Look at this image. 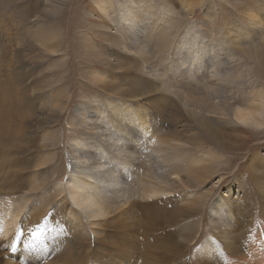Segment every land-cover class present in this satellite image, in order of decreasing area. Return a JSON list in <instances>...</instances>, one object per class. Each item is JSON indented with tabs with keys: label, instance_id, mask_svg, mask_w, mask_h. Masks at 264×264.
<instances>
[{
	"label": "rangeland",
	"instance_id": "obj_1",
	"mask_svg": "<svg viewBox=\"0 0 264 264\" xmlns=\"http://www.w3.org/2000/svg\"><path fill=\"white\" fill-rule=\"evenodd\" d=\"M126 1L112 0L108 3H112L120 10ZM149 1L155 9L160 8L174 13L178 21V25L174 28L177 37L198 31L209 42H222L224 44L225 49L219 51L220 61L215 69L222 72L216 83L218 87L224 88L226 91L224 95L227 96L228 101L227 114L208 113L212 116L214 123L206 122L211 125L215 124L214 128L205 125V119L200 116L190 115V112L187 111L189 106L186 109L187 107L183 106V99L179 98L180 96L176 98L181 90L186 91L179 93L181 96L183 93L186 95L187 92L189 95L200 96L205 92V87L208 88V84L214 79L211 78L210 74L209 77L206 76L209 73L208 67L214 58L211 48L209 49L210 54L205 56V60L197 62L201 70L196 71L195 75L181 74L182 70L187 71V65L183 66L182 70L168 68L167 64L175 52L174 50L164 62L158 61L157 56H152L154 57L152 60L154 65L158 66V72L165 74L166 80L174 87L169 94H159L172 99L170 98L164 103L162 112V110L157 111L153 102H149L148 105L147 100L145 101L142 95L139 94L138 97L135 95V97H137L136 99L139 98L141 103H147L146 106L150 108L148 111L153 110L152 112H154L156 110L158 114L159 112L161 115L163 114L160 118L156 117L155 114L151 115V132L154 134L158 132L159 134L163 131L168 140L174 139L173 143L178 148L166 153L151 152V154L166 160L172 166L175 165L184 182L187 175L185 164L182 162L175 164V156L182 158L185 153L194 155L197 158H202L208 168L217 170L216 175L205 189L217 185V182L222 180L216 189L224 197L212 199L213 196L208 200V204L216 206L228 199L230 200L229 203L237 205H231L230 209H223L224 217L233 222L236 232L242 236L240 237L242 241L246 236L247 230L244 231L245 229L250 228V232L247 233L249 237L257 236L258 230H260L263 238H257V236L252 252L248 253V250H245L244 254L248 255L249 261L264 264V219L261 218L264 209H259L264 203V200L261 201L259 197L260 194L264 195V128L259 130L251 125L234 123L233 119H236L231 114L233 108L243 106V103L249 102L256 95L264 92V0ZM95 8L100 10L96 6L95 0H0V117L4 118L7 115L6 107L18 108L15 121L22 122L21 133L25 137L18 135L13 139H8L12 145L11 154L14 156L15 163H17V159L21 158L24 164L23 173L16 175L17 182L14 183L18 185L20 181L23 182L21 191L30 190L31 186L27 184L30 178L37 179V181L46 178L48 168L49 176L46 186H48L49 193H53L55 185L60 180L63 181V184L65 179L68 180L71 160L66 153V147L69 135L73 133L74 129L70 122L72 117L76 115L75 110L82 101L83 95L98 97L96 99L98 101L105 100L106 95H109L107 90L103 89L101 82L95 80L92 70L102 71L103 78H107L106 81L110 78L113 79V77L118 81L119 76L126 74L123 72L125 68L117 66L111 71L103 66L102 62L99 65L95 58L106 57L116 65L117 61L126 62L135 57L133 54L132 57L125 54L128 52L105 33V30L113 32L117 30L116 28L108 26V28L103 29L91 22V20L100 21ZM99 14L102 13L99 11ZM113 14L114 12L110 14L111 16L109 14L102 15L103 17L100 16V18L107 24H112L111 17ZM255 22L257 23L255 24ZM123 24H125L124 21L119 22V30L113 35H119V31L124 32ZM144 26L145 23L142 21L138 26L140 27L138 35H142L141 31ZM238 26H243L245 29L241 31L237 28ZM255 47L261 49L260 57L255 56L252 52ZM153 50L158 56L161 55L159 51L156 52L157 47L154 44H152V52ZM227 50L228 52H225ZM152 52L150 54L154 53ZM192 66L198 68L197 65L193 64ZM149 70L150 68L147 69V71ZM130 72H133L135 76L142 75L143 81L153 78L151 73L142 72L141 69L130 70ZM130 72L128 76H130ZM129 79V84H132L133 80ZM61 83L68 85L70 103L63 110H59L61 115L58 113L60 116L58 121L55 117L56 112L49 109V104H47L46 111L48 110L50 114L42 112L45 104L41 105V102L44 98L50 100L51 94ZM131 89L126 87L122 93L125 94V90L130 92ZM152 94L160 96L155 93ZM174 100L180 101L177 103ZM128 112L133 114L130 110ZM43 117L47 118L46 122ZM50 118L51 122H49ZM46 130L54 131L60 139V142L57 141V143H54L52 138L49 139V148L55 154L48 164L45 163L47 148L41 143ZM218 131H223L226 138H229L227 148H220L214 142L207 140L205 136L202 137V135L214 134ZM198 140L203 142L198 144ZM168 158L172 160L169 161ZM52 164H56L55 169L51 168ZM159 165L161 170L158 168ZM155 167L158 172L163 170L165 173L166 170L167 172L170 170L162 161ZM127 181L129 180L127 179ZM127 181L117 187L125 185ZM170 182L171 188L183 193L180 191L183 188L181 187L183 182L179 178H171ZM186 186L192 192H200L202 187L195 181H191L190 185ZM14 187L12 185V188ZM131 187L137 190V186L131 185ZM9 189V184L4 183L0 176V198L3 191L6 192ZM21 191L18 193L21 194ZM114 191L111 189L105 194L111 195ZM176 191L170 194H177ZM224 192L228 193V196ZM42 193L41 190L31 192L29 196L33 197V200L23 208L17 218L7 220L6 225L11 231L3 233L2 227L5 223L2 222V218L0 219V264L56 263V256L51 255L53 246L65 245L68 225L66 221L74 222V220L66 212L70 205L63 204L64 193L60 202L57 201L54 203L55 205H50L39 222L33 223V215L42 209ZM248 195L251 199L254 197L255 201L253 199L249 202L246 201ZM137 198V195L136 197L132 196L126 202L127 204L122 206V209H117L119 213L118 211H111L112 213L108 216L96 221L102 223L99 228H95L91 220L84 215V220L88 221L87 227L96 233H100L99 236L95 237L92 234L89 243L103 250H111L114 253L113 260H116L119 253H123L122 260L125 264H147L139 260L144 255L151 258L148 264H181L180 261L189 264H216V262H207L202 259L196 261L199 248L208 233L212 232L214 235L217 233L210 226L211 209L208 205L205 212L200 215V218L203 217V223L198 232L197 240L193 243L194 245L181 247V252L178 254L175 248L169 247L168 241L171 243L174 239L176 242L177 239L181 240V237L185 235L192 236L196 233L199 214L186 212L181 218H177L176 222L168 224L162 216L166 212L167 200L170 197L150 198L146 201ZM120 202L123 204L125 200H120ZM6 204H11L10 198ZM130 205H132L135 213L131 217L121 218L123 210L128 209ZM253 205L258 206L253 207ZM249 212H252L254 225L246 223V215ZM3 219L6 218L3 217ZM57 227L63 228L65 231L64 235L55 242L56 239L53 241L50 236V230ZM49 228V231L44 230ZM29 229H39L40 233L36 234V242L28 246L26 241L30 237ZM60 232L62 234L63 231L60 230ZM23 233L25 235L20 239ZM180 233H182L181 237H179ZM174 234L175 237L169 239ZM216 235L218 236V233ZM144 240L154 243L158 249L145 250L144 247H141ZM21 242L22 246L20 245ZM84 242L88 244V237H85ZM37 247L42 248L41 252L45 249L48 251L42 255L37 254L35 249ZM95 249L98 250V248ZM87 256L88 250H82L75 256L77 259L74 264H101L98 258L96 260L92 258L87 262Z\"/></svg>",
	"mask_w": 264,
	"mask_h": 264
},
{
	"label": "bare ground",
	"instance_id": "obj_2",
	"mask_svg": "<svg viewBox=\"0 0 264 264\" xmlns=\"http://www.w3.org/2000/svg\"><path fill=\"white\" fill-rule=\"evenodd\" d=\"M110 1L112 0H95L96 6L100 8V10L95 8L100 21L91 20V22H94L97 26H101L103 29L110 26L119 30V22L124 21L125 24L122 25L124 32L119 31V35H113L117 30L113 32L105 30V33L130 53L125 54L129 56L133 54L135 57L126 62L117 61L116 65H114L113 61L109 58H95L99 65L100 62H102L103 66L111 71L117 66L125 68L123 72H126V74L119 76L118 81L117 79L115 80V77H113V79L109 77L110 79L106 81L105 79L107 78H103L104 74L102 71L92 70L95 80L101 82L103 89H105V91L107 90L109 95H106L107 98L102 101L96 100L98 97L83 95L82 101L75 110L76 115L72 117V121L70 122L74 129L73 133L69 135L66 147V153H68V158L71 160L70 176L68 180L65 179L64 184L62 183L63 181L60 180V182L55 185L53 193H49L48 186H46L49 176L48 168L46 170V173H48L46 178L44 177V179L39 181L30 178L27 182V184L31 186L30 190L26 192L21 191V184H23V182L19 180L20 184L15 185L14 183L17 182L16 175L23 173L24 164L21 158L17 159V163H15L14 156L11 154L13 150L12 145L8 139H13L18 135H20L19 137H25V135L21 133L22 122L15 121V114L18 112V108L8 106L5 108L7 109V115L4 118L0 117V176L2 181L9 184L10 187L8 191H3L0 198V219L2 218V222L5 223L2 227V229H4L3 233L11 231L6 225L7 220L17 218L21 214L23 208L33 200V197L29 196L31 192L36 190L43 191L41 195L42 209L33 215L34 218L32 222L35 224L39 222L50 205L62 200V196L65 193L63 204L67 203L70 205L66 212L69 213V216L73 218L75 223L70 220V222L66 221L68 224L65 236L67 242L65 245L53 246V253L51 255H55L57 260L56 263L47 264H74L77 259L75 256L82 250H88L87 262L92 258L95 260L98 258L101 264H125L122 260L123 253H119L116 260H113L114 253L111 250H103L89 243L92 234H94L95 237L99 236L100 233L90 230V228L87 227L88 221L84 220V218L88 217L94 224V227L99 228L102 223L96 221L102 220L112 213L111 211H118L119 213L117 209H122V206L127 204L126 202L132 196L136 197L137 195L142 201L149 200L150 198L167 196L170 198L167 200L166 212H164L162 217L168 224H173L176 222L177 218H181L186 212H191L192 214L197 212V214H199V217H197L198 226L196 229L198 230L196 233L193 235L191 234L192 236L185 235L183 237H181L182 233H180L179 237H181V240L177 239L175 242L173 239L171 243L168 241L169 247L175 248L178 254L181 252V247H192V245H194L193 243L197 240L198 232L203 223V217L200 218V215L205 212L208 205L211 209L210 226L218 233V236L216 235L217 233L215 235L212 232L208 233L206 239L199 248L196 261L198 262L202 259L207 262H216V264H257L253 261H249L250 259H248V255L244 254V251L248 250V253H251L254 248V243L257 240L256 237L263 238L260 230H258L257 236L254 235L249 237L247 233L250 232V228L245 229L244 231L247 230V232L242 241V239L240 240L242 236H239V232H236L237 230L233 222L229 218L224 217L223 211L225 208L230 209L231 205H237L235 203H229L230 200L228 199L223 203H218L216 206L208 204V200L213 196L212 199H221L224 197V195L220 194L216 189L219 186L218 183L222 180L218 181L217 185H212L209 189H205L216 175L217 170L208 168L202 158H197L194 155H187V153H185L182 155V158L180 156H175V164L179 162L185 164L187 175L185 176L184 182L175 165L172 166L168 164L166 160H162L158 156L154 157L151 154V152L166 153L167 151L176 150L178 148L173 143L174 139L171 141L168 140L161 129L162 132L159 134L158 132L154 134L150 129L152 124L150 121L151 115L155 114L158 118L162 117L163 114L161 115L160 112L158 114L157 111L162 110L163 112L164 103L171 98H165L159 93L166 95L172 92V88H174L171 86L170 82L166 80V75L158 72V66L154 65L152 61L154 57L152 56L155 55L158 57V61L164 62L167 61V56L174 50L175 52L167 64L168 68L171 70H182V67L187 65V71L185 72L182 70L181 74L195 75L196 71L201 70L197 62L205 60V56L210 54L209 49L211 48L214 58L212 64L208 67L209 73L206 76L209 77L210 74L211 78L214 79L208 84V88L205 87V92L200 96L189 95L188 92L186 95L183 93V96H181L179 93L186 92L181 90L178 95L176 94V98L180 96L179 98L183 99V106L187 107L186 109H188L189 106L187 111L190 112V115L200 116L205 119V125H210L215 128V124L211 125L206 122L213 121L212 116L208 115V113L220 112L222 114H227L228 110L226 109L228 103L227 96L224 95L226 91L223 87H218L216 83V80L221 77L222 72L215 69L220 61L219 51L225 49L224 44L222 42H209L206 40L205 36L198 31L193 34L187 33L182 37L179 36L180 38L177 37L174 28L178 25V21L174 13L160 8L155 9L149 0H127L125 2L126 4L122 6L120 10L113 6L112 3H108ZM99 11L102 14H99ZM112 12H114L113 17H111L113 25L107 24V22L100 18V16L110 15ZM116 15L118 16L116 17ZM142 21H144L145 26L141 31L142 35H138L140 31V27L138 26ZM256 23L257 22H255V24ZM237 28L241 31L245 29L243 26H238ZM152 44L157 47L156 52L159 51V53H161L160 56L155 53V50H153L154 53L152 52ZM150 52L153 54H150ZM225 52H228V50ZM252 52L258 57L262 54L261 49L256 47ZM193 64L197 65L198 68L193 67ZM149 68L150 70L147 71ZM134 69H141L142 72L151 73L150 75L153 78L143 81L141 78L142 75L135 76L133 72H130V70ZM129 72L131 73L130 76H128ZM203 77H205L204 74ZM129 78L133 80L132 84H129ZM126 87L132 89L130 92L125 90V94H123L122 91L126 89ZM196 91L197 90H195V92ZM152 93L160 96H154ZM126 94L127 96H125ZM139 94L144 97L145 101L147 100L148 105L149 102H153L157 111H148L150 108L146 106L147 103L145 102L146 104H143L139 101V98L136 99ZM135 95L137 97H135ZM51 97L50 100L47 99L48 101L43 97L44 100L41 102V105L45 104V107L44 109L42 108V112L50 114L48 110L46 111L48 107L47 104H49V109L56 112L55 117L59 121V110H63L70 103V93L67 83L57 85ZM128 97L129 99H126ZM131 97L135 99H131ZM177 101L180 100H176L175 102ZM242 105L243 106H237L232 109L231 114L233 118L236 119H233V122L251 125L259 130L263 129L264 92L259 93L253 97L252 100ZM128 110L132 111L133 114L129 113ZM43 118L46 122L47 118ZM51 118L49 122L52 121ZM161 133H163V135H161ZM203 136L212 143L214 142L220 148H227L229 146V138H226L223 131L202 135V137ZM50 138L53 139L54 143H57V141L60 142L59 135L54 133V131L46 130V132H44L41 143L42 146L47 148L45 155L46 164L52 160L51 158H53L55 154V152H52L49 148ZM201 142L203 141L198 140L197 143L200 144ZM170 160L172 159H169V161ZM161 161L170 168L169 172H167V170L165 173L163 170V172H160V165L158 167L160 170L159 172L157 171L155 165L160 164ZM51 168L55 169L56 164H52ZM172 175H174V177H171ZM171 178H179L180 181L183 182V184H181L183 188L180 190L183 191V193L170 187ZM127 179L130 182L127 181ZM125 181H127L125 185L117 187ZM191 181H195V183L202 185L200 192H192L186 186L190 185ZM12 185L15 187L12 188ZM131 185L137 186V190L132 188ZM111 189L115 190L113 194H105V192ZM18 191H21V194L18 193ZM174 191L178 193L170 194ZM225 195L228 196V193H225ZM259 197L261 201L264 200V195L260 194ZM8 198H10L11 204H6ZM123 199L125 203L121 204L120 200ZM252 199L255 201L254 197ZM252 199L248 195L246 201L249 202ZM188 204L190 205L188 206ZM262 204L264 205V203ZM263 205L259 207L260 210L264 209ZM256 206L258 205H253V207ZM134 213L135 211L132 205H130L128 209L123 210L121 218L131 217ZM84 215L85 217H83ZM3 217L6 219H3ZM261 218L264 219V213L261 214ZM93 219L96 220L94 221ZM252 220V212H249L246 215V223L248 225H254ZM44 230L49 231L50 228ZM60 230L63 231L62 234ZM64 231L63 228H52L50 230L52 240L54 241L56 239V242L64 235ZM25 233L20 236V239H22ZM28 233L30 237L26 242L29 246L31 243L34 244L36 242V234L40 233V230L34 229L30 230ZM85 237H88V244L84 242ZM174 237L175 234L169 239ZM20 245L22 246V242ZM141 247H144L147 251L152 248L158 249V246L148 240H144L141 243ZM95 248H98V250ZM35 249L37 254L40 253V255L48 251V249H45L41 252V247ZM150 259V257L144 255V257L139 260L148 264ZM180 262L181 264H189L185 261Z\"/></svg>",
	"mask_w": 264,
	"mask_h": 264
}]
</instances>
